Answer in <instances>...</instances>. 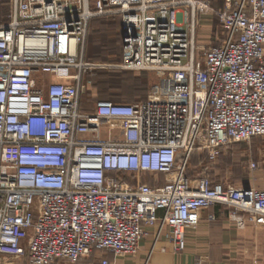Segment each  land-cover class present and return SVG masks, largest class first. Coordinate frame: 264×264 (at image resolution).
I'll return each instance as SVG.
<instances>
[{
  "label": "built area",
  "instance_id": "obj_1",
  "mask_svg": "<svg viewBox=\"0 0 264 264\" xmlns=\"http://www.w3.org/2000/svg\"><path fill=\"white\" fill-rule=\"evenodd\" d=\"M9 6L0 22V264H116L108 254L136 255L147 227L184 251L187 230L215 204L242 229L264 216V189L188 172L198 150L264 136V0H225L215 45L196 40L205 0ZM96 18L120 20L121 67L171 74V96L83 108ZM148 175L154 183L141 180Z\"/></svg>",
  "mask_w": 264,
  "mask_h": 264
},
{
  "label": "rangeland",
  "instance_id": "obj_2",
  "mask_svg": "<svg viewBox=\"0 0 264 264\" xmlns=\"http://www.w3.org/2000/svg\"><path fill=\"white\" fill-rule=\"evenodd\" d=\"M210 8L204 13H198L195 23L196 40L200 44H219L223 37V28L219 19V10L222 9L223 0H205ZM10 0H0V22L3 16L10 10ZM105 19V18H104ZM111 20V19H106ZM120 22V20H117ZM115 27V23H113ZM90 27L88 29L87 38ZM109 33L108 28L99 27ZM86 38V42H87ZM113 36L107 39L109 49L93 46L95 51L91 58L86 57L89 72L87 80V92L82 97V105L85 110L93 111L96 104L102 100H113L116 102L145 101L156 97L171 96L173 82L171 74L162 71L147 70H125L121 67L120 49L118 42L112 40ZM101 39L94 43H100ZM86 46V43H85ZM98 49V50H97ZM83 95V93H82ZM264 136H256L241 143H228L216 150H198L194 152L191 159L189 175H205L216 183L241 187L245 181L252 183L256 188L260 187V177L256 174L260 166L264 165ZM252 164H255L254 167ZM142 181L154 183L153 177L142 176ZM157 231V226H156ZM163 236L169 237L164 231ZM139 252V251H138ZM138 254V253H137ZM136 254V255H137ZM131 256H114L109 253L112 259L127 258ZM17 264H27V259L16 260ZM116 262V261H115ZM117 264V263H116Z\"/></svg>",
  "mask_w": 264,
  "mask_h": 264
},
{
  "label": "crops",
  "instance_id": "obj_3",
  "mask_svg": "<svg viewBox=\"0 0 264 264\" xmlns=\"http://www.w3.org/2000/svg\"><path fill=\"white\" fill-rule=\"evenodd\" d=\"M224 4L225 0L220 7ZM115 24L114 27L113 22L104 18L93 19L89 35L92 36L99 27L108 28L109 34L118 42L121 59V22ZM224 37L223 32L222 39ZM93 56L85 47L84 58ZM256 174L260 177L259 188L264 189V165L260 166ZM159 178L163 182L168 179L163 174ZM241 187L256 186L248 180ZM229 212V208L221 204L204 209L200 223L187 230V247L182 252L174 251L167 237H157L154 226L146 228L147 233L136 256L114 257V260L117 264H264V216L250 220L247 227L242 229L229 217Z\"/></svg>",
  "mask_w": 264,
  "mask_h": 264
},
{
  "label": "trees",
  "instance_id": "obj_4",
  "mask_svg": "<svg viewBox=\"0 0 264 264\" xmlns=\"http://www.w3.org/2000/svg\"><path fill=\"white\" fill-rule=\"evenodd\" d=\"M107 21H109V22H113V23H116V22H118L117 20H115V19H111V20H107ZM107 31H103V30H101V29H95L94 30V32L92 33L93 35L91 36V35H88V38H87V42H86V49L88 48L89 49V51H90V53L91 54H94V53H97V54H99L100 52H98V51H95V47H93V46H99V47H102V49L103 48H106V49H109V44L108 43H106L107 42V39L108 38H110V34L109 33H106ZM117 38V37H116ZM100 40L101 39V41H100V43H94L95 41H97V40ZM112 40L114 41L115 39H114V37L112 38ZM121 47V46H120ZM120 49V48H119ZM98 50V49H97ZM87 76V75H86ZM86 78L87 77H85V80H86ZM86 92H87V89H86V91L83 93V95L82 96H85V94H86ZM82 98V97H81ZM112 100V99H111ZM126 102V101H125ZM127 102H132L131 101V99L129 100V101H127Z\"/></svg>",
  "mask_w": 264,
  "mask_h": 264
},
{
  "label": "water",
  "instance_id": "obj_5",
  "mask_svg": "<svg viewBox=\"0 0 264 264\" xmlns=\"http://www.w3.org/2000/svg\"><path fill=\"white\" fill-rule=\"evenodd\" d=\"M244 188H249V187H244Z\"/></svg>",
  "mask_w": 264,
  "mask_h": 264
}]
</instances>
